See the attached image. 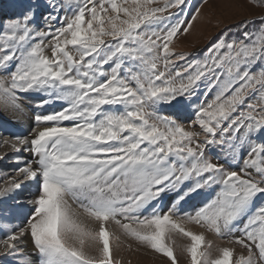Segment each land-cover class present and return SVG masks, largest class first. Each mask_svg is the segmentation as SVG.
Returning a JSON list of instances; mask_svg holds the SVG:
<instances>
[{"label": "snow or ice", "instance_id": "6c2138e0", "mask_svg": "<svg viewBox=\"0 0 264 264\" xmlns=\"http://www.w3.org/2000/svg\"><path fill=\"white\" fill-rule=\"evenodd\" d=\"M253 2L264 7V0ZM187 7V0L162 6L159 0H46L43 26L33 5L0 25V109L22 113L30 94L41 110L28 135L0 133V146L10 147L13 171L22 178L12 177L0 197L15 199L22 182L35 184L26 223L5 232L0 257L14 264H114L110 237L120 239L110 231L114 224L170 264L177 259L165 234L178 231L191 240L184 248L190 264H209L201 259L203 234L186 231L173 216L210 190L211 198L186 219L221 236L239 231L236 242L248 250L233 261V250L223 248L210 264H264V205L253 212L264 198V140L257 142L264 137V67L252 70L264 62V18L255 34L248 27L254 21L234 26L238 38L225 28L203 62L177 70L173 58L185 57L170 44L200 11L186 20ZM202 77L217 91L193 107L195 120L188 123L199 131L188 130L180 121ZM245 143L239 171L205 157L217 147L237 160ZM69 200L97 226L80 220ZM28 236L31 254L25 253Z\"/></svg>", "mask_w": 264, "mask_h": 264}, {"label": "rangeland", "instance_id": "374dc122", "mask_svg": "<svg viewBox=\"0 0 264 264\" xmlns=\"http://www.w3.org/2000/svg\"><path fill=\"white\" fill-rule=\"evenodd\" d=\"M73 2L75 3L76 0H73ZM117 2L119 3L121 0H117ZM163 2L164 0H159L161 6ZM187 3L188 7L185 9L186 15L182 14V18L191 20V16L195 14L198 6L200 7V11L197 18L194 21H191L189 31L183 35L178 34L170 44L172 52L177 54V56L182 54L185 57L184 59L173 58V64L176 66L177 70H182L188 63L193 61L203 62L208 56V49L225 28L231 29L229 33L230 39L234 36L238 38L239 31L234 26L242 20L254 21V23H250L248 27L249 30L255 34L256 29L259 27L260 19L264 18V7L256 6L253 0H206L202 5L201 0H187ZM28 5L36 7V23L43 26L44 21L41 17L47 10L46 0H0V25L8 19L15 18L23 8ZM175 11V9H169V12ZM64 14L65 13H61V15ZM67 15L71 16V13L69 12ZM164 15H167V13ZM173 22L175 21L173 20ZM153 27H155V25H153ZM2 35L3 30L0 29V36ZM45 43L47 44V41ZM2 45L3 40L0 39V46ZM45 54L51 56V51L47 47H45ZM261 67H264V62L257 63L252 70L253 72H258ZM161 70L163 69L161 68ZM0 75L3 74L0 73ZM157 83L160 82L157 81ZM198 84L199 88L196 95L192 98V105L187 108L180 121L188 130L199 131L198 126L192 127L188 123L190 120H195L193 107L200 105L201 103L206 104L207 102H210L217 91L216 88L209 90L208 79L203 77ZM257 99H259L258 93L253 98H250V102L255 103ZM23 104L25 107L22 113L14 114L11 111L4 112L0 109V133L4 136L10 137L11 134L26 136L30 129L35 126L34 115L41 110L35 107L34 100L31 98L30 94L26 95ZM55 107L56 110H59V105H56ZM113 107L116 106H103L105 110ZM52 110V107H49L44 111L50 112ZM1 112H3V114ZM162 114L171 115V112L165 110ZM14 117L18 119L16 120ZM26 122L30 125L28 128L24 127ZM64 124L69 125L70 122L66 121ZM200 138L203 139L202 136ZM262 140H264V137L258 138L257 142ZM247 151L248 144L245 143L242 147L237 149V160H232L230 154H226L217 147H210L209 150L205 151V157L211 159L214 163L219 162L229 170L239 171L237 161L242 164L241 157L246 156ZM13 155L14 153L4 154L3 147L0 146V156L5 157L4 159H0V188L7 187L12 177L22 179L17 177V174L13 171L16 167L12 160ZM28 184L31 185V188L25 190L22 189V182L21 188L14 194L15 199L0 197V239L4 237L6 231H11L15 226H23L26 223L27 214L33 208L31 201L35 199V184L32 181H28ZM24 191L26 192L24 193ZM213 194V191L202 190L200 195H194L183 204L182 211L179 214L174 215L173 220L182 225L186 231H191L197 235L203 234L204 240L200 250L205 252L206 256L201 259L208 261L209 264L211 261L220 257L223 248H230L233 250V261H235L240 255L247 256L248 250L236 242V238L241 236L239 231L225 233L221 236L213 231H209L207 228H202L195 223H190L186 219L185 214H194L195 210L201 206L202 203L211 198ZM171 199V196H167L163 201V210L165 212H167L168 207L171 205ZM18 201H23V207L18 205ZM69 205L73 211L76 210L74 212L78 214L80 213L83 218L87 219L83 210L76 203L69 200ZM261 205H264V198H258L256 200L253 212H255L256 208ZM93 225L94 226L92 227L97 226L95 224ZM109 227L114 235L120 237L119 241L110 237V248L112 250L114 264H117V262L118 264H170L169 259L164 257L162 253H158L147 245L125 235L116 225L112 224ZM133 227L139 228L140 226L133 225ZM113 228L116 231H112ZM141 230L143 231V229ZM26 239H28L30 247L32 248L30 236L26 237ZM165 243L173 248L177 264H190V257L184 251V248L191 243L190 238L183 236L178 231L172 230L166 232ZM33 251V248L31 251L25 247L26 254H31ZM86 251L89 255H97L95 249L86 248ZM35 259L36 258L33 256V260ZM0 260L5 261L6 264H14V262L11 261V258L0 257Z\"/></svg>", "mask_w": 264, "mask_h": 264}, {"label": "bare ground", "instance_id": "6f19581e", "mask_svg": "<svg viewBox=\"0 0 264 264\" xmlns=\"http://www.w3.org/2000/svg\"><path fill=\"white\" fill-rule=\"evenodd\" d=\"M1 113L3 114V112H1ZM10 117H11V115H10ZM14 119H16V118L14 117ZM17 119H18V118H17ZM17 119H16V120H17ZM29 126H30L29 123L26 122V125H25L24 127L28 128ZM2 147H3V153H4V154H11V153H13L12 150L10 149V147H9L8 145H4V146H2ZM24 155L27 156V155H29V154H28V153H24ZM30 184H31V183H30ZM30 184H28V181H24V182H23L22 189H25V190H26V189L31 188V185H30ZM25 192H26V191H24V193H25ZM20 193H21V192H20ZM74 211H76V210H74ZM78 218H79L80 220L84 221L85 223L89 224L90 226H94L91 222L88 221V219L83 218V217L80 215V213L78 214ZM112 231H116V230L113 228ZM116 233H117V232H116ZM23 239L25 240L26 247L32 251V248L30 247V244H29V242H28V239H26V237H24ZM143 258H144V257H143Z\"/></svg>", "mask_w": 264, "mask_h": 264}]
</instances>
